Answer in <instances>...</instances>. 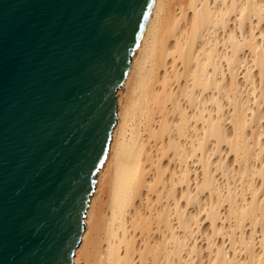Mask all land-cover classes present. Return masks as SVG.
I'll return each mask as SVG.
<instances>
[{
    "label": "bare ground",
    "instance_id": "1",
    "mask_svg": "<svg viewBox=\"0 0 264 264\" xmlns=\"http://www.w3.org/2000/svg\"><path fill=\"white\" fill-rule=\"evenodd\" d=\"M72 264H264V0H154Z\"/></svg>",
    "mask_w": 264,
    "mask_h": 264
},
{
    "label": "water",
    "instance_id": "2",
    "mask_svg": "<svg viewBox=\"0 0 264 264\" xmlns=\"http://www.w3.org/2000/svg\"><path fill=\"white\" fill-rule=\"evenodd\" d=\"M153 1L0 0V264H72Z\"/></svg>",
    "mask_w": 264,
    "mask_h": 264
}]
</instances>
